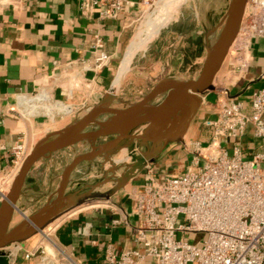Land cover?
I'll list each match as a JSON object with an SVG mask.
<instances>
[{"label": "built area", "instance_id": "obj_1", "mask_svg": "<svg viewBox=\"0 0 264 264\" xmlns=\"http://www.w3.org/2000/svg\"><path fill=\"white\" fill-rule=\"evenodd\" d=\"M19 1L0 0V6ZM167 2L79 0V11L90 20H123L121 27L130 29L134 40L136 29H142ZM236 38L235 55L212 104V116L202 122L206 138L185 142L190 160L181 171L170 174L156 168L154 161L144 163L135 175L141 172V177L128 192V216L113 222L129 226L131 236L119 252L107 244L105 264H144L148 258L151 264H264V151L262 145L243 148L249 126L253 136L264 141V86L253 87L256 82L264 84V69L247 77L254 60L253 41L264 40V0L245 1ZM110 58L103 38L94 33L90 58L58 66L59 73L50 76L52 85L59 89L60 78L70 88L88 90ZM231 77L237 82L228 87ZM240 81L243 86H238ZM67 91L69 97L72 88ZM12 110L23 120L41 117L53 123L73 113L66 101L48 91L18 94ZM31 147L23 138L10 147L15 173ZM11 184L0 178L2 198ZM103 202L109 206V198ZM192 233L204 238L195 242L189 238ZM38 249L24 251L23 259H34ZM16 251H21L20 245ZM16 251L10 264H19ZM40 252L43 256L34 264H81L56 241Z\"/></svg>", "mask_w": 264, "mask_h": 264}, {"label": "crops", "instance_id": "obj_2", "mask_svg": "<svg viewBox=\"0 0 264 264\" xmlns=\"http://www.w3.org/2000/svg\"><path fill=\"white\" fill-rule=\"evenodd\" d=\"M122 23L123 20L87 19L79 11V0H20L15 5L0 6V178L13 181L17 174L13 168L10 153V147L17 140L23 138L29 146H32L48 133L60 130L83 116L100 101L115 76L123 53L133 43V32L128 28L123 29ZM217 26L215 25L210 33L204 32L202 35L197 31L189 35L186 33L184 36L180 35L184 40L179 42L180 49L177 42H167L168 38L174 34L171 24L167 26L150 42L146 50L141 51L134 58L120 81L110 108L126 109L140 102L159 82L179 80L181 77L177 75V70L183 72L191 62L187 59L189 49L192 46L198 47L202 40H209L210 34ZM94 33H99L103 38L106 49L111 55L110 62L95 76L92 88L75 89L71 86L72 94L67 97L69 93L67 89H71L67 83L59 78L60 88L57 89L53 87L50 76L54 72L59 73L58 66L60 65L73 60L90 58ZM163 40L165 41L162 42ZM251 53L254 60L247 77L255 76L250 73L252 66L260 65L262 70L264 69V57L260 56L264 53V40H254ZM88 76L90 77L91 74ZM244 83L240 81L238 86H243ZM37 91H48L55 97L66 101L73 113L65 116L63 121L56 119L54 123L41 117L30 120L18 118L12 110L17 95L33 94ZM215 99L216 94H210L208 91L201 94V104L185 129L183 135L185 142L206 138V133L201 126L204 119L212 116V104ZM156 100L158 97L153 99L152 103L154 104ZM104 116L108 118L110 114H105L98 120H105ZM170 145H173V142L166 144L154 160V164L167 173L173 174L188 165L190 155L178 151L180 146ZM58 152L39 161L53 159ZM163 153L164 158L167 157L170 161L158 166L157 162L162 159ZM175 159L179 161L172 162ZM90 168V164H85L86 172ZM75 171L78 172V170ZM73 172L69 174L64 195L75 191L68 188L74 175ZM63 174L64 170L50 177L44 189L33 184L35 179L29 177L32 178V182L24 184L17 205L26 208L38 198L44 200L42 206L51 202L57 197ZM139 177H141V172L113 194L109 198L108 207L102 206L72 213L57 220V225L51 229L50 233L53 239L72 253L81 264H105L104 254L107 244H112L115 252H119L127 245L131 236L129 226L122 222L117 224L113 222L128 216V192L136 185ZM108 178H111L110 174L105 175L103 179ZM110 188L111 186L102 192ZM2 200L0 196V204ZM12 220L13 217L10 223ZM129 220L131 222L132 218L129 217ZM31 247L33 246L27 242L21 244L22 252ZM21 261L22 259H19L17 262L20 264ZM24 264H34V260H26Z\"/></svg>", "mask_w": 264, "mask_h": 264}, {"label": "water", "instance_id": "obj_3", "mask_svg": "<svg viewBox=\"0 0 264 264\" xmlns=\"http://www.w3.org/2000/svg\"><path fill=\"white\" fill-rule=\"evenodd\" d=\"M245 1L230 0L220 34L215 43L208 48L204 64L196 79L159 82L140 102L126 109L110 108L120 81L128 70H122V66L128 56L133 53L130 61L131 65L134 58L141 52L138 50L140 42L146 39L149 40L151 38L150 35H154L155 32L160 35L162 30L170 25L186 2V0L184 2L182 0H168L162 10L156 15V18L143 28L141 39L133 40V43L123 53L115 76L100 101L83 116L73 120L60 130L48 133L44 138L32 145L30 152L14 177L9 191L3 196L0 204V264H10L14 251L17 250V247L22 242L27 241L39 230H43V228L70 208L91 199L110 198L135 177L146 161H154L168 142L178 141L183 138L188 122L201 104V94L213 88L214 78L222 66L230 43L237 35ZM166 21H168L167 24ZM216 48V53L213 54ZM161 95H164V98L159 103L153 104L152 100ZM185 96L187 100L180 106L181 100ZM182 109L184 110L182 111ZM105 114H110V116L103 121H99L98 119ZM181 119L185 126L182 135L176 134L173 138L167 136L166 126H169L170 122L176 126ZM150 125L154 132L157 127H164L165 125V132L160 135L154 134L153 138L145 136L142 140L137 139L139 146L145 148V150H141L137 156H134V164L126 167L123 175L116 180L115 185L111 186L110 189L105 192L95 193L74 191L64 195L70 171L76 163L80 160L90 159L103 150L101 147L92 146L91 152L75 158L65 169L57 197L28 216L34 220H38L42 216L39 222L30 224L27 222L26 216L23 215L24 219L21 222L11 229L8 228L14 211L20 212L16 206L17 201L24 184L32 182V178H29L28 174L36 162L80 142L89 141L95 143L98 139H104L105 142L102 146L111 147L114 143L121 141L128 132L138 127L148 128ZM148 142H151V145L148 146ZM105 180L103 179L102 181L107 182L112 179L108 178Z\"/></svg>", "mask_w": 264, "mask_h": 264}, {"label": "rangeland", "instance_id": "obj_4", "mask_svg": "<svg viewBox=\"0 0 264 264\" xmlns=\"http://www.w3.org/2000/svg\"><path fill=\"white\" fill-rule=\"evenodd\" d=\"M230 0H186L185 4L181 8V10L176 14L174 19L172 20L171 29L173 30L174 34H172L167 42H173L178 44V48L180 49L179 42H183V37H180V35H183L186 33L189 35V33L193 31L199 32L198 34H203L204 32L210 33L212 31V28L215 25H218L217 28L213 33L210 34L209 40H202L198 47L192 46L189 49V54L187 59L190 60V64L187 65L186 69L183 72H180L178 69L177 75L181 78L180 81L191 80L196 79L201 67L204 64L205 58L208 53V48H210L215 41L217 40L220 31L223 27L224 19L228 10ZM140 29H136V32L134 34L135 38L134 40H137V33ZM197 34V35H198ZM163 38V37H162ZM163 40L162 42H164ZM208 41V42H207ZM152 42V41H151ZM193 42V41H191ZM233 42H237L234 39ZM228 49V52L224 58V61L222 63V66L218 73L216 74L214 81H213V88L208 91L210 94H218L220 93V87L223 82V76L225 72L229 71L230 62L232 61L231 58H234L235 55V46L233 43ZM182 46V45H181ZM179 51V50H178ZM180 52V51H179ZM199 54L198 56L196 54ZM181 58V54L179 55ZM253 56V55H252ZM261 57H264V53L260 55ZM182 64H180L181 66ZM191 66V67H190ZM179 67V65H178ZM190 68V69H189ZM189 69V70H188ZM260 71H262L261 66L255 65L252 66L250 73L251 74H258ZM231 81L237 82L231 77V79L227 80L228 85H231ZM260 86H264L261 82H256L253 84V87L257 88ZM247 99L248 96H245ZM164 98V95H161L158 97V100L154 102V104L159 103ZM184 98V97H183ZM182 98V100H183ZM181 100V102H182ZM105 118L107 116H104ZM103 117V118H104ZM171 123V122H170ZM183 124V121L180 123ZM171 125V124H170ZM173 125V124H172ZM168 126V125H167ZM174 126V125H173ZM165 130L164 127H157L155 132H159L161 129ZM177 129V127L174 126V128H170L167 130V136H170L173 138L174 130ZM249 134L243 141V148L244 149H252L254 147L262 145V150L264 151V141L259 138H255L253 136V128L252 126H249ZM176 131V130H175ZM154 132V129H152L151 125L146 127H138L126 134L124 138H122L121 141L114 143L111 147H103L102 144L105 142L103 139L96 140L95 143L85 141L77 143L76 145L72 147H68L67 149H63L62 151H59L56 153L55 157L53 159H46L45 161H39L37 166L32 169L28 175V177H32L35 179L33 184L36 186H39L40 189H44L46 187V182L49 180L50 177L54 176L55 174H59L72 163V161L80 156H83L89 152L92 151V146L101 147L103 150L100 151L97 155L94 157L87 159V160H80L76 163V165L71 169V171H74V175L72 178V181L70 182L68 188L69 190H75L80 191V193H95V192H102L105 188H108L110 186L115 185L116 180L119 179L127 166H130L134 164V156H137L141 150H145V148H142L139 146L138 140H142V138H145V136H149L150 138H153L152 136L156 134ZM138 139V140H137ZM173 145L180 146L178 147V151H182L183 153L187 154V151L185 150V141L182 138L181 140H174L172 141ZM248 142V144H247ZM246 143V144H245ZM148 146L151 145V142H148ZM170 145V146H173ZM247 145V147H246ZM249 147V148H248ZM184 155H182L183 157ZM162 159L158 160L157 165L162 166L165 165L168 161H170L167 157L164 158V153L161 156ZM172 160V159H171ZM178 159L173 160L172 162H178ZM85 164H90L91 168L88 172L84 170ZM156 168H158L156 166ZM162 169V168H160ZM75 170H78L76 172ZM70 171V172H71ZM81 171V172H80ZM111 171V172H110ZM111 175V181H107L106 184L103 180L105 178V175ZM105 199L95 198L91 199L87 202H83L81 204H78L69 210H67L63 215H61L60 220L65 218L66 216L82 212L84 210H92L95 208H100L104 205ZM43 199L38 198L34 202L30 203L26 208L20 207L18 205L17 208L20 212L14 211L13 214V220L10 223V228H13L16 226L19 222H21L23 218V214L29 216L31 213L39 210L43 204ZM59 220V219H58ZM58 223L57 220L51 222L48 224L45 228H43L42 233L36 232L34 235H32L25 243H30L32 246H39V253H37L36 259L39 260L37 257L43 256V254L40 252V250H43V248L50 249L51 245L44 239L43 232H46L52 239L53 236L50 234L51 229L56 226ZM189 238L191 240H194L195 242L200 241L204 236L202 234L192 233L189 235ZM54 240V239H53ZM55 241V240H54ZM22 242L21 244H23ZM20 244V247H21ZM11 248V247H10ZM17 259H22L20 264L26 263V260L23 259V256L25 252L19 251L17 253ZM34 260V263H36V259ZM144 264H151V260L148 258L145 260Z\"/></svg>", "mask_w": 264, "mask_h": 264}, {"label": "bare ground", "instance_id": "obj_5", "mask_svg": "<svg viewBox=\"0 0 264 264\" xmlns=\"http://www.w3.org/2000/svg\"><path fill=\"white\" fill-rule=\"evenodd\" d=\"M183 2H184V0H182ZM163 8V7H162ZM162 8L159 10V12L162 10ZM158 12V13H159ZM157 13V14H158ZM156 14V15H157ZM156 15H154L153 17H152V19L151 20H148L144 25L146 26V25H148V24H150L155 18H156ZM169 21V20H168ZM168 21H166V24H167V22ZM144 26V27H145ZM166 26V25H165ZM143 27V28H144ZM143 28L142 29H140L139 31H138V33H137V39H141V33H142V30H143ZM239 29V28H238ZM238 32V31H237ZM157 36H159L158 34H157V32H155V34L153 35L152 34V36L150 35V37L151 38H149V40L148 39H146V40H143V41H141L140 42V45H139V47H138V50H140V51H144V50H146V48H147V46L150 44V42L151 41H153ZM235 39V38H234ZM234 41V40H233ZM232 41V42H233ZM232 42L230 43V46H231V44H232ZM229 46V47H230ZM216 50H217V48L214 50V52H213V54L214 53H216ZM132 56H133V53L130 55V56H128V58L126 59V61L124 62V64H123V66H122V70H124V71H126L128 68H129V65H130V61H131V58H132ZM212 86H213V83H212ZM158 97V96H157ZM156 97V98H157ZM187 100V97H185V99L182 101V103H181V105L180 106H182V104L185 102ZM184 109H182V111H183ZM180 121H182V119L181 120H179L178 121V123H180ZM174 128V126L172 125V122H171V125H169V126H166V130H168V129H170V128ZM175 127H177V129H175L174 130V134H177V135H182V132L184 131V129H185V126H184V123H183V125L182 124H180V126H179V124H177ZM165 132V130H164V128L163 129H161L159 132H157L156 134L158 135H160L161 133H164ZM180 135V136H181ZM154 136V135H153ZM152 136V137H153ZM20 169V168H19ZM24 215V214H23ZM24 216H26V220H27V222H29L30 224H36V222H39L40 220H41V218H42V216L38 219V220H34V219H30L27 215H24ZM56 220V219H55ZM54 220V221H55ZM42 231L43 230H39V233H42ZM43 237H44V239H46V241L50 244V245H52L53 244V242H54V240L46 233V232H43ZM18 248H19V246L17 247V250H18Z\"/></svg>", "mask_w": 264, "mask_h": 264}]
</instances>
